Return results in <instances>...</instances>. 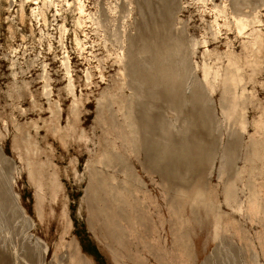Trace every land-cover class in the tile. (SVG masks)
Here are the masks:
<instances>
[{"label": "rangeland", "instance_id": "obj_1", "mask_svg": "<svg viewBox=\"0 0 264 264\" xmlns=\"http://www.w3.org/2000/svg\"><path fill=\"white\" fill-rule=\"evenodd\" d=\"M250 3L0 0V264H264Z\"/></svg>", "mask_w": 264, "mask_h": 264}, {"label": "bare ground", "instance_id": "obj_2", "mask_svg": "<svg viewBox=\"0 0 264 264\" xmlns=\"http://www.w3.org/2000/svg\"><path fill=\"white\" fill-rule=\"evenodd\" d=\"M11 1V0H10ZM197 1V0H196ZM207 1H209V0H207ZM229 1V0H228ZM47 2H48V0H43V4L44 5H47ZM261 2V1H260ZM77 3V2H76ZM82 2L80 1V4L78 5V7H77V9H78V13H83L84 12V9H83V5L81 4ZM201 3V2H200ZM208 3V2H207ZM231 3V2H230ZM262 4V3H261ZM68 5V4H67ZM117 5V4H116ZM212 5H213V3H212ZM222 5V4H221ZM249 5H251V3L249 4ZM255 5V4H254ZM257 5V4H256ZM118 6V5H117ZM203 6V5H202ZM261 6V5H260ZM222 7H223V5H222ZM221 7V8H222ZM242 7V6H241ZM256 7V6H255ZM36 8V7H35ZM246 8V7H245ZM55 9V8H54ZM204 9V8H203ZM202 9V10H203ZM213 9V8H212ZM119 10V9H118ZM216 10H218L217 8H216ZM215 10V11H216ZM221 10V9H220ZM219 10V11H220ZM117 11V10H116ZM218 11V12H219ZM232 11V10H231ZM243 11V10H242ZM244 11H245V9H244ZM212 12H213V10H212ZM236 12V11H235ZM246 12V16H247V18H246V20L245 21H238V23H237V33L238 34H242L244 31H246V30H251L252 31V33H251V35H252V38H251V41H250V51H252V49L256 46V45H258V42H257V36H256V34H253L254 33V28L256 27V26H263V28H264V24L262 23V21L258 18V16H257V12L258 11H256V8H254L253 7V5H251V6H247V10L245 11ZM87 13V12H86ZM91 13V12H90ZM98 13H100V12H98ZM221 13V12H220ZM224 13L225 14H227V7H226V9H225V11H224ZM223 13V14H224ZM237 13V12H236ZM80 14V15H81ZM118 14V13H117ZM210 14V13H209ZM235 14V13H234ZM32 15V14H31ZM99 15V14H98ZM222 15V14H221ZM243 15H245V14H243ZM228 16H230V15H228ZM92 17V16H91ZM97 17H99V16H97ZM239 18H240V15L238 16ZM95 18V17H94ZM124 18V17H123ZM126 18V17H125ZM243 18V17H242ZM85 19H86V17H85ZM215 19H216V17H215ZM219 19V18H218ZM116 20V19H115ZM224 20H226L225 18H224ZM228 20V19H227ZM232 20H233V18H232ZM88 21V20H87ZM102 21V20H101ZM178 21H179V18H178ZM85 22V21H84ZM83 22H81V24H82ZM122 23V22H121ZM178 23V22H177ZM211 23H213V22H211ZM215 23H216V20H215ZM228 23H231V22H229L228 21ZM234 23V22H233ZM37 25V24H36ZM87 25V24H86ZM209 25V24H208ZM207 25V26H208ZM217 25V24H216ZM226 25V24H225ZM82 26V25H81ZM80 26V27H81ZM89 26V25H88ZM96 26V25H95ZM99 26V25H98ZM115 26V25H114ZM219 26V25H218ZM224 26V25H223ZM227 26V25H226ZM235 26V25H234ZM94 27V26H93ZM209 27V26H208ZM210 27H211V24H210ZM209 27V28H210ZM225 27V26H224ZM91 28H92V26H91ZM112 28H113V25H112ZM208 29V28H207ZM227 29H228V26H227ZM40 30V29H39ZM51 30V29H50ZM258 30V29H257ZM95 32H96V30H94ZM94 31H92V32H94ZM259 31V30H258ZM212 32V31H211ZM219 33V32H218ZM228 33V32H227ZM95 34V33H94ZM121 34V33H120ZM209 34H210V30H209ZM216 34V33H215ZM80 35V34H79ZM88 36V35H87ZM121 36V35H120ZM64 38V37H63ZM110 38V37H109ZM124 38H126V37H124ZM214 38H215V35H214ZM85 39V38H84ZM83 39V40H84ZM113 40V39H112ZM202 40V39H201ZM115 41V40H114ZM124 41H125V39H124ZM193 41V40H192ZM264 41V40H263ZM189 42H190V40H189ZM242 42H244L243 40H242ZM78 43V42H77ZM118 43V42H117ZM121 43V42H120ZM203 43V42H202ZM205 43V42H204ZM204 43H203V45H204ZM89 44V43H88ZM79 45V44H78ZM91 45V44H90ZM126 45V44H125ZM193 45V44H192ZM195 45V44H194ZM226 46V45H225ZM119 47H120V45H119ZM85 48V47H84ZM121 48V47H120ZM119 48V49H120ZM83 49V48H82ZM244 49H245V47H244ZM80 50H81V48H80ZM205 50V49H204ZM90 52V51H89ZM228 52V51H227ZM253 52V51H252ZM124 53H125V50H124ZM231 53V52H230ZM108 54V53H107ZM204 55H205V53H203ZM224 54V53H223ZM225 54H227V53H225ZM225 54H224V56H225ZM193 55H194V53H193ZM192 55V56H193ZM201 55V54H200ZM229 55V54H228ZM233 55V54H232ZM232 55H230V56H232ZM13 56V55H12ZM65 56V55H64ZM210 56H212L211 54H210ZM217 55H215V57H216ZM223 56V55H222ZM126 57V56H125ZM121 58V57H120ZM201 58H203V56L201 57ZM229 59V61H228V64H227V70H228V77L230 78V79H232L231 80V84H232V86H234V87H240L241 86V88H243V85L244 84H242V82H243V68L241 67V66H239V64H238V62H237V60H233V58L232 57H228ZM208 59V58H207ZM224 59H226L225 57H224ZM239 60V59H238ZM123 61V60H122ZM207 61V60H206ZM215 61H216V59H215ZM226 61V60H225ZM249 61V60H248ZM66 62V61H65ZM213 63V62H212ZM248 63V62H247ZM246 63V64H247ZM253 63V62H252ZM251 63V64H252ZM64 64H66V63H64ZM125 64V63H124ZM195 65H196V63H195ZM211 65V64H210ZM126 65H124V67H125ZM209 66V65H208ZM254 67H255V65H254ZM66 68H67V65H66ZM65 69V68H64ZM211 70V69H210ZM215 70V72H216V70L217 69H214ZM126 71H127V69H126ZM85 72V71H84ZM212 72V71H211ZM254 73V71L252 72V74ZM127 74V73H126ZM218 75H219V73H215L214 74V78L216 79L217 77H218ZM72 76V75H71ZM202 76V75H201ZM210 77H211V75H210ZM104 79V78H103ZM209 79H211V78H209ZM222 79V78H221ZM249 80H251V78H249ZM127 81V80H126ZM214 80H212V82H213ZM67 82V81H66ZM215 82V81H214ZM213 82V83H214ZM121 84H122V82H120ZM211 83V82H210ZM46 85H47V83H45ZM69 84V83H68ZM121 84H120V87H121V89H122V86H121ZM67 85V84H66ZM129 85V84H128ZM212 85V84H211ZM70 86H71V84H70ZM128 87V86H127ZM210 87V86H209ZM212 88V87H211ZM70 89V88H69ZM119 90L118 91H120L121 89L120 88H118ZM129 89V88H128ZM131 89V88H130ZM71 90V89H70ZM117 90V89H116ZM132 90V89H131ZM211 90V89H210ZM242 90V89H241ZM68 91V90H67ZM122 91V90H121ZM120 91V92H121ZM243 91V90H242ZM44 92V91H43ZM47 92V91H46ZM236 92V91H235ZM70 93V92H69ZM71 93H72V91H71ZM70 93V94H71ZM115 94V93H114ZM113 94V95H114ZM133 94H135V93H133ZM46 95H48V93H46ZM73 95V94H72ZM112 95V96H113ZM221 96V95H220ZM126 97H127V95H126ZM129 97V96H128ZM240 97V96H239ZM107 98V97H106ZM110 98V97H109ZM112 98V97H111ZM116 98H117V96H116ZM134 98H136V97H134ZM133 98V99H134ZM219 98V97H218ZM128 99V98H127ZM103 100V99H102ZM104 100H106V99H104ZM119 100V99H118ZM226 100V99H225ZM99 101H101V100H99ZM131 101H132V99H131ZM217 101H219V100H217ZM236 101V100H235ZM238 101V100H237ZM236 101V102H237ZM107 102V101H106ZM124 102H126L125 100H124ZM73 103V102H72ZM119 103H121V101H119ZM244 103V102H243ZM122 104H125V103H122ZM127 104V103H126ZM219 104V103H218ZM242 104V103H241ZM96 105H97V101H96ZM123 106V105H122ZM126 106V105H125ZM226 106V105H225ZM118 107V106H117ZM129 107V106H128ZM127 107V108H128ZM135 107H136V104H135ZM218 107H219V105H218ZM109 108H110V105H109ZM121 108V107H120ZM124 108V107H123ZM133 108V107H132ZM237 108V107H236ZM263 108V107H262ZM220 109V108H219ZM56 110V109H55ZM120 110V109H119ZM125 110H127L126 109V107H125ZM128 110H130V109H128ZM133 110V109H132ZM134 110H136V109H134ZM108 111V110H107ZM123 111V110H122ZM170 111V110H169ZM127 112V111H126ZM125 112V113H126ZM131 112V111H130ZM135 112V111H134ZM231 112V111H230ZM108 113V112H107ZM116 113V112H115ZM128 113H129V111H128ZM232 113H235V112H232ZM231 113V114H232ZM120 114V113H119ZM138 114V113H137ZM136 114V115H137ZM122 115V114H121ZM121 115H120V118H122L121 117ZM123 115H125V114H123ZM132 115V114H131ZM139 115V114H138ZM226 115V114H225ZM228 115V114H227ZM229 115H230V113H229ZM128 116V115H127ZM133 116V115H132ZM231 117V116H230ZM225 118V117H224ZM229 119V118H228ZM122 121V120H121ZM128 121L129 120H127V123H128ZM131 121H132V118H131ZM122 123V122H121ZM132 123V122H131ZM130 123V125H131V127H135V125H133L132 126V124ZM129 125V126H130ZM141 125H142V123H141ZM122 126H123V124H122ZM125 126V125H124ZM127 127V126H126ZM133 127V128H134ZM124 128V127H123ZM132 128V129H133ZM136 128V127H135ZM134 128V129H135ZM125 129V128H124ZM60 130V129H59ZM129 130H131V128L129 129ZM142 130V129H141ZM82 131V130H81ZM124 131V130H123ZM130 133V132H129ZM130 134H132V133H130ZM138 134V133H137ZM143 134V133H142ZM129 135V134H128ZM123 137H124V135H123ZM129 137H131V136H129ZM134 136H132L131 137V139L133 138ZM136 137V136H135ZM137 140V139H136ZM106 141V140H105ZM135 141V140H134ZM264 141V140H263ZM102 142H104L103 140H102ZM137 141H135V143H136ZM106 143V142H105ZM140 143V142H139ZM141 143H142V141H141ZM138 144V143H137ZM123 146V145H122ZM113 151V150H112ZM109 152H110V150H109ZM108 154V153H107ZM105 155H106V153H105ZM116 156V155H115ZM108 157V156H107ZM117 157V156H116ZM105 159H106V157H104ZM101 161V160H100ZM107 162H109V161H107ZM106 162V163H107ZM110 163V162H109ZM116 163V162H115ZM96 164V163H95ZM97 165V164H96ZM116 165V164H115ZM250 166V165H249ZM104 167H105V165H104ZM109 167V166H108ZM119 167V166H118ZM28 168V167H27ZM107 168V167H106ZM105 168V169H106ZM122 168V167H121ZM124 168H127V167H124ZM95 170H96V168H94ZM109 169V168H108ZM118 169V168H117ZM123 169V168H122ZM250 169H252V168H250ZM119 170V169H118ZM250 172H253L254 170H249ZM259 171V170H258ZM99 172V171H98ZM248 172V171H247ZM121 173H122V171H121ZM99 174V173H98ZM124 174V173H123ZM96 175V174H95ZM99 176V175H98ZM238 176H239V174H238ZM247 176V175H246ZM124 177V176H123ZM111 178V177H110ZM246 179V178H245ZM233 180V179H232ZM232 180H230V182H232ZM92 181V180H91ZM104 181H106V180H104ZM103 181V182H104ZM102 182V181H101ZM227 182V181H226ZM229 182V181H228ZM229 182V183H230ZM95 184V183H94ZM104 184V183H103ZM247 184V183H246ZM245 183H244V185H246ZM104 186V185H103ZM231 186V185H230ZM242 187V186H241ZM224 189H222V190H225V187H223ZM231 189H232V187H231ZM242 189H244V187L242 188ZM96 190V189H95ZM102 190V189H101ZM242 191V190H241ZM85 192V191H84ZM202 192V191H201ZM200 192V193H201ZM224 192V191H223ZM229 192H230V190H229ZM195 194V193H194ZM198 195V194H197ZM202 195V194H201ZM203 195H204V192H203ZM227 195V194H226ZM235 195V194H234ZM194 196V195H193ZM192 196V197H193ZM255 196V195H254ZM253 198V197H252ZM255 198V197H254ZM257 198V197H256ZM192 200V199H191ZM190 200V201H191ZM196 200H197V198H196ZM199 200H201V199H199ZM224 200V199H223ZM253 201V200H252ZM203 202H205V201H203ZM224 202H225V200H224ZM204 206H207L206 204L204 205ZM211 208V207H210ZM204 209V208H203ZM209 209V208H208ZM212 209V208H211ZM239 209V208H238ZM213 210V209H212ZM215 227H216V224H215ZM216 229V228H215Z\"/></svg>", "mask_w": 264, "mask_h": 264}]
</instances>
